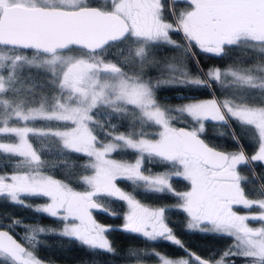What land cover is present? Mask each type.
Returning a JSON list of instances; mask_svg holds the SVG:
<instances>
[{
    "label": "snow or ice",
    "instance_id": "1",
    "mask_svg": "<svg viewBox=\"0 0 264 264\" xmlns=\"http://www.w3.org/2000/svg\"><path fill=\"white\" fill-rule=\"evenodd\" d=\"M177 4L188 7L176 11ZM164 46L186 59L162 63L157 50ZM193 49L219 59L251 53L258 61L230 57V64L204 70ZM162 85L207 90L211 98L182 95L175 98L186 103L162 104ZM112 119L124 121L127 131ZM207 122L228 129L237 150L210 146ZM242 138L255 145L251 155ZM129 151L134 162L113 156ZM0 155L10 161L0 168H11L0 172V200L61 223L58 233L25 225L21 243L11 233L22 221L5 217L0 264H45L34 250L37 234L50 232L116 256L108 238L113 229L94 216L117 215L112 201L127 206L124 231L183 252L129 249L122 259L264 264V0H0ZM50 155L57 159L45 158ZM52 170L63 178L49 175ZM174 179L187 182L186 190ZM137 195L176 202L152 207ZM30 198L46 202L26 203ZM170 207L184 214V231L232 245L210 257L190 250L176 231L181 226L166 215Z\"/></svg>",
    "mask_w": 264,
    "mask_h": 264
},
{
    "label": "trees",
    "instance_id": "2",
    "mask_svg": "<svg viewBox=\"0 0 264 264\" xmlns=\"http://www.w3.org/2000/svg\"><path fill=\"white\" fill-rule=\"evenodd\" d=\"M186 4H177L174 5L175 9H180L186 7ZM172 38L179 44H184V38L180 33H174ZM196 52L198 57V63L200 67L206 70L209 66L219 65L225 66L232 62L231 58H241L244 54L232 51L228 56H225L223 59L216 58L210 54H203L196 49H193ZM159 59L161 62H165L167 59L171 61H178L180 59H186L183 56V53L171 46H164L157 50ZM245 59L258 61V58L253 56L251 53H248L244 56ZM188 67L192 71H196V65L189 63ZM151 71V70H150ZM165 75H162L160 78H165ZM177 92L173 91L171 88L161 86V90L157 93L158 99L162 104H167L171 106H176L180 104L183 100L176 99L175 95ZM186 93V92H182ZM199 97H211L207 90L200 91ZM102 121L103 117H98ZM111 123L117 126L119 132H126L127 127L121 126L124 124V121L119 119H112ZM43 126V125H37ZM182 126V125H177ZM110 130V129H106ZM228 129L219 126V122H208L207 123V142L213 146H216L221 149H230L236 147L232 143L231 137L227 135ZM242 142L245 146L246 152L251 155L255 151V145L250 144L246 141L245 138H242ZM33 143L39 147V143L33 140ZM116 159H124L131 161L135 159V154L131 151L124 154H113ZM46 159L55 161L57 157L55 155L45 156ZM14 162V161H11ZM83 162V161H77ZM10 163L5 156L0 155V164ZM151 167L153 171H160L159 167L153 165H147ZM257 172H260L261 169L257 168ZM0 172L10 173V167L0 168ZM49 175H52L54 178L61 179L63 178L64 173L58 170H52L48 172ZM242 174L251 176V173L247 169H242ZM174 186L179 190H186L187 182L182 179H174ZM120 187L125 190L132 191V187L127 182H119ZM255 187V186H253ZM79 191L85 190L83 187L77 188ZM137 198L140 199L143 203L148 206H171L175 204V198L170 196H146V195H137ZM46 202L45 199H28L26 203L28 204H42ZM110 208L114 210L117 215H107L99 211H94V216L98 222L108 226L110 229H113L108 234L109 240L114 245L117 255L111 256L103 252H94L74 240H69L67 238L61 237L58 234L47 233V234H37L38 245L36 247L35 255L40 259H43L54 264H129L137 262L134 258L122 259L120 257L129 249L142 250V251H157L162 254H167L172 257L183 256V252L178 248L171 246L170 244L160 241V242H151L147 241L144 238H140L134 234H130L123 230V224L125 220L123 216L127 212V206L119 201H112L110 203ZM243 209L238 208V211ZM170 221L173 224H179L181 227L177 228L176 231L179 234V238L190 248V250L200 254L203 257L213 256L214 253L223 252L226 248L232 245L233 241L229 239H221L213 235H205L199 232H186L183 229L184 214L177 210H174L170 207L169 211L166 213ZM5 217H13L22 221V225L14 229L12 234L16 236L21 242L24 243L23 237L25 236L24 226H41L47 229H55L58 233V229L61 227L60 220L58 218H52L47 214H38L35 211L20 206L6 205L3 200H0V223H6ZM6 229V228H5ZM27 246V245H26ZM155 258L148 259L147 261H155ZM235 264H245L242 259H236Z\"/></svg>",
    "mask_w": 264,
    "mask_h": 264
},
{
    "label": "rangeland",
    "instance_id": "3",
    "mask_svg": "<svg viewBox=\"0 0 264 264\" xmlns=\"http://www.w3.org/2000/svg\"><path fill=\"white\" fill-rule=\"evenodd\" d=\"M187 7H183V8H180V9H175L176 11H182V10H184V9H186ZM170 61H171V59H170ZM161 79H166V77L165 78H161ZM209 98H211V97H209ZM209 98H200V99H209ZM187 101H182L180 104H177V105H181V104H183V103H186ZM237 131L239 132V129H237ZM246 139V141L248 142V143H250V141H249V139L248 138H245ZM250 144H252V143H250ZM234 149L235 148H233V149H231L232 151H234ZM228 151H230V149H227ZM130 162H134V159L133 160H131ZM243 212H241V211H239L240 212V214H246V212H245V210L243 209L242 210ZM253 211H255V210H253ZM252 226L253 227H258L259 226V224H252ZM61 229V227L58 229V231ZM162 254V253H161ZM172 257V256H171ZM180 257H182V256H180ZM39 258V257H38ZM43 260V259H42ZM44 262H45V264H54V263H52V262H48V261H45V260H43ZM129 264H137V262H133V263H129ZM145 264H159V261L156 259L155 261H145Z\"/></svg>",
    "mask_w": 264,
    "mask_h": 264
},
{
    "label": "flooded vegetation",
    "instance_id": "4",
    "mask_svg": "<svg viewBox=\"0 0 264 264\" xmlns=\"http://www.w3.org/2000/svg\"><path fill=\"white\" fill-rule=\"evenodd\" d=\"M186 7H188V5L186 6ZM166 61H168L169 62V60L167 59ZM170 62H173V61H170ZM163 63V62H162ZM202 91H204V90H202ZM199 93H200V91H198V92H186V93H182V92H177L176 94H174L175 95V97H177V96H182V95H194V96H196V97H198V98H204V97H199ZM207 98H209V97H207ZM208 123V122H207ZM207 123H206V127H207ZM211 145V144H210ZM211 146H213V145H211ZM213 147H216V146H213ZM216 148H218V147H216ZM233 148H235L234 149V151L235 150H237L236 149V147H232V148H230V151H232L231 149H233ZM218 149H221V148H218ZM221 150H224V151H228V150H225V149H221ZM243 169V168H242ZM239 208V207H238ZM238 208H237V211H238ZM242 209V208H241ZM253 224H255V223H253Z\"/></svg>",
    "mask_w": 264,
    "mask_h": 264
},
{
    "label": "water",
    "instance_id": "5",
    "mask_svg": "<svg viewBox=\"0 0 264 264\" xmlns=\"http://www.w3.org/2000/svg\"><path fill=\"white\" fill-rule=\"evenodd\" d=\"M211 146V145H210ZM218 149V148H217ZM218 150H221V149H218ZM222 151H224V150H222ZM0 230H7V229H0ZM12 234V233H11ZM14 235V234H13ZM14 238H16V236L14 235ZM19 242H21L18 238H16ZM21 243H23V242H21Z\"/></svg>",
    "mask_w": 264,
    "mask_h": 264
}]
</instances>
